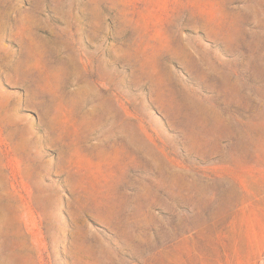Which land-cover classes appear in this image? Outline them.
Wrapping results in <instances>:
<instances>
[{
    "label": "rangeland",
    "instance_id": "rangeland-1",
    "mask_svg": "<svg viewBox=\"0 0 264 264\" xmlns=\"http://www.w3.org/2000/svg\"><path fill=\"white\" fill-rule=\"evenodd\" d=\"M0 264H264V0H0Z\"/></svg>",
    "mask_w": 264,
    "mask_h": 264
},
{
    "label": "bare ground",
    "instance_id": "bare-ground-1",
    "mask_svg": "<svg viewBox=\"0 0 264 264\" xmlns=\"http://www.w3.org/2000/svg\"><path fill=\"white\" fill-rule=\"evenodd\" d=\"M32 48H33V51H32V52H34V53H38V52H39V53H41L42 56H44V52H40L39 50H37V48H35V46H33ZM26 71H27V70H26ZM26 71H25V72H26ZM62 74H63V73H62Z\"/></svg>",
    "mask_w": 264,
    "mask_h": 264
}]
</instances>
